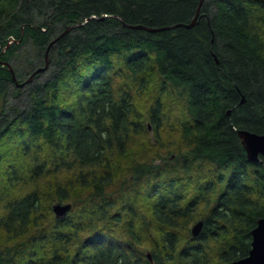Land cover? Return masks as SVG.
Instances as JSON below:
<instances>
[{"label": "clouds", "instance_id": "obj_1", "mask_svg": "<svg viewBox=\"0 0 264 264\" xmlns=\"http://www.w3.org/2000/svg\"><path fill=\"white\" fill-rule=\"evenodd\" d=\"M234 2L241 11L225 31L238 38L242 53L258 58L249 63L256 75L241 92L264 116V101L256 99L264 94V0ZM0 13V29L11 35L12 18L23 15L20 4L3 0ZM216 56L223 72L239 71L235 50ZM171 70L155 51L136 61L113 53L90 90L61 91L57 104L70 115L51 138L38 135L20 147L5 137L0 261L82 264L78 255H87L93 264H235L241 258L239 238L250 219L264 215V155L257 164L232 159L221 166L228 146L207 135L214 110L201 105L194 112ZM219 103L239 108L238 99L221 96ZM0 110L9 111L3 94ZM237 149L238 137L234 154ZM57 209L70 223L60 224ZM94 232L112 243L82 248Z\"/></svg>", "mask_w": 264, "mask_h": 264}, {"label": "trees", "instance_id": "obj_2", "mask_svg": "<svg viewBox=\"0 0 264 264\" xmlns=\"http://www.w3.org/2000/svg\"><path fill=\"white\" fill-rule=\"evenodd\" d=\"M10 2L19 3L23 15L12 18L9 24L11 35L7 34V30L0 29V94H3L5 107L9 108L6 114L0 110V145L5 142V137L19 141L20 147L38 135L51 138L53 129L62 127V121L70 115L57 104L61 91L90 90L93 82L105 74L113 53L136 61L147 52L155 51L171 61L169 78L174 82L179 78L186 86L185 90L192 97L193 111L199 114L201 105H208L214 110L215 123L208 129L207 135L220 137L216 143L228 146L223 153L221 166L232 159L241 161V165L259 163V159H248L239 136L240 131L264 135V116L253 111L250 97L241 92L242 88L249 86L250 75H256L255 71L249 72V63L255 66L258 58L242 53L238 38L225 31L233 14L241 11L234 0ZM198 11L195 24L189 26ZM93 15L96 17L93 18ZM77 23L82 24L62 35L69 25ZM9 36L13 39L11 43V39H7ZM26 43H29L41 64H45L46 56H49L45 70L49 73L41 81L37 78L44 71L35 75L34 81L26 84L30 85L28 90L24 89L25 86L18 87L12 74L13 71L19 81L21 75L15 66ZM233 50L239 57L237 63L240 69L225 73L216 53L230 55ZM246 56L248 62H245ZM26 63L30 67V75L39 68L29 61ZM261 64L264 66V62ZM231 67L235 68V65ZM221 96L233 101L238 99L239 108H222L219 103ZM256 99L264 101V94ZM45 119L50 122L47 129L41 123ZM230 120L239 124V129L231 125ZM26 133L31 134L27 139ZM237 137L240 149L234 154L232 146ZM231 182L232 185L238 183V174L232 176ZM260 218H264V215L250 219L247 230L238 240L236 250L241 253L240 259L249 255L251 232ZM68 223L70 221L65 216L61 217V225ZM111 243L100 232H94L82 244V248H102ZM77 259L82 264H93L95 258L78 255ZM0 264L4 262L0 261Z\"/></svg>", "mask_w": 264, "mask_h": 264}, {"label": "water", "instance_id": "obj_3", "mask_svg": "<svg viewBox=\"0 0 264 264\" xmlns=\"http://www.w3.org/2000/svg\"><path fill=\"white\" fill-rule=\"evenodd\" d=\"M198 13L199 11L197 12V15L194 17L193 22L189 26H192L195 24L198 18ZM92 17L94 18L96 16L93 15ZM89 19H86V21H88ZM80 24L77 23V24L69 25L62 35H64L66 32H68L69 30H71L72 28ZM131 27L137 28L139 26H131ZM150 30L154 31L153 29H150ZM61 36L54 39L51 42L50 46H52L53 43H55ZM47 67H48V61L46 62L45 67H41L35 70L31 74L29 79L23 83H28L29 81L33 79V77L37 73H40L41 71L45 70ZM12 74H13V79L17 82V84L22 85L23 83H19L17 81V78L13 71H12ZM239 136L242 139V143L245 147L249 160L257 161L261 155H264V135H257V134L250 133L247 131H240ZM251 153H252V157L250 156ZM57 211L60 217L64 216V211H65L64 209H57ZM197 231H199V229H197ZM251 234H252V243H251V249L249 251V255L242 259L237 260L235 264H264V218H260L258 220L257 227L252 230Z\"/></svg>", "mask_w": 264, "mask_h": 264}, {"label": "rangeland", "instance_id": "obj_4", "mask_svg": "<svg viewBox=\"0 0 264 264\" xmlns=\"http://www.w3.org/2000/svg\"><path fill=\"white\" fill-rule=\"evenodd\" d=\"M7 39H11L9 42L11 43V41L13 40L12 38H11V36H9V37H7ZM18 43V42H17ZM29 44V43H28ZM27 43L26 44H24V46H23V48H22V52H20V56H19V58L17 59V62H16V66H15V68L17 69V71H19L20 73V75H21V78L19 79V81H20V83H23V82H25L26 80V78H28L29 79V77L31 76L30 74H28L29 73V70L28 69H30V67H28L27 66V63H26V61H29V62H31V63H33L32 65H35V66H38L39 68H41V67H45L46 66V63L44 64V62H42V64H41V61L39 60V59H37L35 56H34V53H33V51H32V49L30 48V46L28 45ZM45 61L47 62L48 61V63H49V56L47 55L46 56V59H45ZM47 69V68H46ZM45 69V70H46ZM45 70H43L44 71V73H42V75H40L38 78H37V80H43V78L44 77H46L47 76V73H49V72H45ZM42 72V71H41ZM38 74V73H37ZM36 74V75H37ZM27 79V80H28ZM33 79H34V77H33ZM32 79V80H33ZM31 80V81H32ZM18 81V82H19ZM34 81V80H33ZM30 82V81H29ZM28 82V83H29ZM28 83H23L22 85H18L17 84V86L19 87V86H25V90H28V88H30V85H26V84H28Z\"/></svg>", "mask_w": 264, "mask_h": 264}, {"label": "bare ground", "instance_id": "obj_5", "mask_svg": "<svg viewBox=\"0 0 264 264\" xmlns=\"http://www.w3.org/2000/svg\"><path fill=\"white\" fill-rule=\"evenodd\" d=\"M251 157H252V153H251V155H250Z\"/></svg>", "mask_w": 264, "mask_h": 264}]
</instances>
